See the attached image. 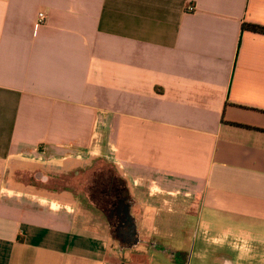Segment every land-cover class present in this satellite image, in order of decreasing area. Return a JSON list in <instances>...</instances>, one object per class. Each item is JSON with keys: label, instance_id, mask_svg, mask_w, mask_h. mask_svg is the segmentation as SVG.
I'll use <instances>...</instances> for the list:
<instances>
[{"label": "crops", "instance_id": "crops-1", "mask_svg": "<svg viewBox=\"0 0 264 264\" xmlns=\"http://www.w3.org/2000/svg\"><path fill=\"white\" fill-rule=\"evenodd\" d=\"M244 23L264 0H0V264H264V34ZM94 155L131 243L28 183Z\"/></svg>", "mask_w": 264, "mask_h": 264}, {"label": "rangeland", "instance_id": "rangeland-1", "mask_svg": "<svg viewBox=\"0 0 264 264\" xmlns=\"http://www.w3.org/2000/svg\"><path fill=\"white\" fill-rule=\"evenodd\" d=\"M84 161L85 163L75 171L61 175L49 174L46 183L34 180L28 183L33 184L37 189L67 191L78 210L94 218L98 226L106 229L107 223L103 213L96 210L100 195L96 182L109 180L113 175L118 178L120 175L112 161L102 155H94ZM164 214L166 212H163L162 216Z\"/></svg>", "mask_w": 264, "mask_h": 264}, {"label": "flooded vegetation", "instance_id": "flooded-vegetation-1", "mask_svg": "<svg viewBox=\"0 0 264 264\" xmlns=\"http://www.w3.org/2000/svg\"><path fill=\"white\" fill-rule=\"evenodd\" d=\"M99 191L98 209L103 213L112 236L127 244L134 241L131 237L134 220L131 217V200L124 180L121 177L96 182ZM129 206L128 213H126Z\"/></svg>", "mask_w": 264, "mask_h": 264}, {"label": "trees", "instance_id": "trees-1", "mask_svg": "<svg viewBox=\"0 0 264 264\" xmlns=\"http://www.w3.org/2000/svg\"><path fill=\"white\" fill-rule=\"evenodd\" d=\"M241 28H242V30H249V31H252V32H255V33L264 34V27H261V26L244 23V24H242ZM161 248H162L161 251H163V252H165L167 254L170 253L167 249H165L163 247H161Z\"/></svg>", "mask_w": 264, "mask_h": 264}, {"label": "built area", "instance_id": "built-area-1", "mask_svg": "<svg viewBox=\"0 0 264 264\" xmlns=\"http://www.w3.org/2000/svg\"><path fill=\"white\" fill-rule=\"evenodd\" d=\"M187 10H188V11H193L194 8H193V7H187ZM44 21H45V15L39 13V14L37 15V22H36L35 26H38L39 24L43 23Z\"/></svg>", "mask_w": 264, "mask_h": 264}, {"label": "water", "instance_id": "water-1", "mask_svg": "<svg viewBox=\"0 0 264 264\" xmlns=\"http://www.w3.org/2000/svg\"><path fill=\"white\" fill-rule=\"evenodd\" d=\"M128 210H129V206L127 207V210H126V213H128ZM135 225H133L132 227V232H131V237H133V235H135Z\"/></svg>", "mask_w": 264, "mask_h": 264}]
</instances>
